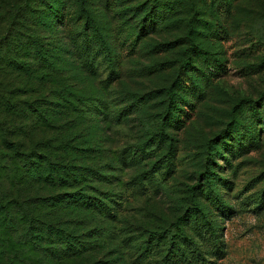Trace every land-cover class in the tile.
<instances>
[{
  "label": "rangeland",
  "instance_id": "rangeland-1",
  "mask_svg": "<svg viewBox=\"0 0 264 264\" xmlns=\"http://www.w3.org/2000/svg\"><path fill=\"white\" fill-rule=\"evenodd\" d=\"M90 19L108 34L116 61L109 63L104 52L97 55L96 73L83 78L72 58L69 78L76 84L84 79L90 90L92 77L98 78L103 90L96 96L104 103L95 99V106L107 116L72 113L76 121L69 133L83 148L104 143L90 157L117 176L111 186L121 204L116 217L99 216L107 229L105 248L76 264H90L106 252V260L121 252L123 258L112 264H162L186 225L206 259L181 256L172 264H264V0H0V79L17 77L6 50L20 52L21 34L40 33L49 47L68 41L81 47ZM89 37L91 53L97 54L96 40ZM33 84L43 92L59 87ZM160 116L175 137V160L171 169L150 174L165 158L152 141L160 134ZM32 126L27 121L29 142L43 136L40 124ZM150 141V157L128 161ZM123 149L129 151L125 162ZM197 204L218 226L221 251L204 229L195 231L191 211ZM159 235L163 240L156 243Z\"/></svg>",
  "mask_w": 264,
  "mask_h": 264
},
{
  "label": "trees",
  "instance_id": "trees-1",
  "mask_svg": "<svg viewBox=\"0 0 264 264\" xmlns=\"http://www.w3.org/2000/svg\"><path fill=\"white\" fill-rule=\"evenodd\" d=\"M157 15L163 16L160 11ZM194 19V15L186 19L188 32L193 30ZM58 20L65 21L63 17H58ZM90 21L91 28L83 31L82 48L73 41L45 46L40 41V33H25L21 34V44H18L20 52L14 47L6 50L10 55L9 65L17 77L0 79V87L5 88L0 96V264H76L87 254L105 248L107 229L102 226L103 219L99 216L114 218L117 215V206L121 202L117 201L119 194L111 186L117 176L105 164L95 163L90 157V152L103 150L101 140L96 148H83L75 134L69 133L76 121L72 113H78L80 118L94 111L107 116L95 106V99L104 103V98L96 96L103 90L100 80L92 77L90 90L84 79L76 84L69 78L72 58L74 69L83 78H91L96 73L97 55L104 52L109 63L116 61L118 54L112 52L115 47L108 34L100 31L95 20ZM59 35L61 40H65L64 31ZM89 35L96 40L97 54L91 53L92 45L88 40L92 38ZM24 38L27 39L25 43ZM114 73L115 69H112L109 75ZM34 81L42 85L53 82L59 87L52 92H43V87L38 90ZM73 97L75 101L71 99ZM165 120L161 116L158 119L160 134L152 140L157 142V155L162 152L160 157L165 158L147 171L150 174L161 167L171 169L175 160V137L169 132ZM27 121H33L32 128L40 124L37 129H41L43 136L38 141L34 138V142L28 141ZM51 129L58 135L49 136L47 132ZM151 146V141L144 144L140 154L128 155V161L132 162L136 157L139 160L146 154L150 157L153 153ZM80 152L88 156L84 157ZM128 152L121 150L122 161H127ZM207 159L213 161L210 155ZM191 192L195 193V186L191 187ZM196 208V211H191L195 231L199 229V234H202L204 229L207 240L221 251L218 226L199 204ZM227 210L230 208L223 209V212L227 213ZM190 229L186 225L184 233L177 240H171L174 244H170L162 264H172L179 258L182 260L181 256L188 261L206 259L200 245L190 235ZM166 237L167 234H163V238ZM161 240L159 235L156 243ZM118 247L113 246L114 251H118ZM100 253L103 251H98ZM108 253L102 254L100 259L99 256L92 257L90 264H112L123 258L120 252V256L106 260Z\"/></svg>",
  "mask_w": 264,
  "mask_h": 264
}]
</instances>
